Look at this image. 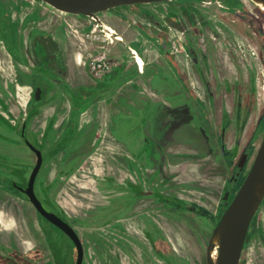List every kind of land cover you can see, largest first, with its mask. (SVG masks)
<instances>
[{
  "label": "rangeland",
  "instance_id": "obj_1",
  "mask_svg": "<svg viewBox=\"0 0 264 264\" xmlns=\"http://www.w3.org/2000/svg\"><path fill=\"white\" fill-rule=\"evenodd\" d=\"M39 1L36 0L37 3ZM183 1L138 4L125 8V10L133 9L138 17L145 18L149 23L148 25L144 20L140 22L138 18L135 22L136 28H147L153 33H159L158 29H165L168 32V50L178 60L184 58L187 36L182 35L181 26L178 24H172L177 31L166 28L164 16L169 11L173 12L178 4H182L179 2ZM202 1L206 0L195 2L200 4ZM232 2L233 7L224 10L221 14H215L216 17L220 16L226 27L218 35L215 34L214 41H208L207 35L214 32L212 24L202 25L207 31L199 29L196 37L203 40L202 45H207L206 50L209 49L211 55L209 63L202 59L204 55L201 52L197 56L195 65L198 77L193 78L192 73L189 74V83L192 84L188 88L187 96L197 99L204 108V113L202 115L189 104L186 105L187 115L182 124L181 135L176 137L175 142L168 148L169 151L164 154L166 160L172 163L171 171H179V173L172 175L173 180L166 192L162 189L161 191L179 198L178 204L168 206L157 199L155 201L141 199L133 205L129 215L123 216L121 220L123 228L120 229L116 226L118 224L116 217H109L111 212H106V206L112 205L110 209L112 212L115 211V195L119 192L115 180L125 181L130 176L127 168H124V171L117 168L114 159L117 149L109 139L104 141L103 136L106 125L110 124L111 114L118 107L116 101L99 102L87 108L86 113L84 112L86 106L80 98L84 96L87 88L95 85L94 79L91 78L93 76L88 73L87 61L78 66L73 62L74 69L66 77L77 93L76 101L70 106L63 98L60 102L55 100L44 109L42 116L33 122L32 127L36 130L40 124L38 121L53 115H57L56 120L60 121L67 118L70 110H74L75 127L86 126L87 140L92 144L99 138L102 140L100 143L98 140L99 144L96 142L98 149L95 147L92 153H88L85 162L76 160L78 164H75V169L68 176L62 174L68 164L54 162L46 164L35 186L40 198L64 214L74 226L85 246L87 264H116L121 251L126 250L127 241L135 236V233L141 238L140 228L148 222L156 224L157 229L160 230L153 235L157 248L165 260H154L141 245L136 249L137 261L142 258L145 264H207V248L212 231L227 205L220 203L222 190L230 182L240 157L249 150L250 162L240 172V180L244 178L264 134V12L249 0H232ZM31 6L28 0H9V3L8 0H0V41L7 47L9 55H26L21 47L25 38L22 31L27 26L29 30L37 28L39 33H44L43 36L47 34L57 36L55 42L64 55L69 50L68 36L71 49L85 56L86 44L76 40L77 38L65 29L64 22L68 21L73 26L80 27L82 32H87L91 29V26L87 25V19L80 15L60 14L45 4L41 7ZM117 10L109 11L115 13L118 12ZM180 11L182 13L174 12L179 16L191 17L190 13L182 9ZM37 12H39L38 16H36ZM115 14L121 15V13ZM203 14L209 16L205 12ZM15 16L21 19L20 21L26 18L25 23L28 24L15 20ZM97 16L98 20L104 19L101 13ZM127 22L132 21L127 20ZM127 45L125 43L124 47ZM141 45L137 54L144 62L145 77L148 78L153 74L158 82V89H162L164 71L169 60L160 51L158 57L151 55L153 44L149 40L142 42ZM53 49H55L54 45ZM112 50L115 49L111 48V52ZM124 52L120 54L122 63L116 59L117 55L109 56L121 69L129 61L134 70L132 73H123L119 80L123 83L131 80L143 81L142 77L136 78L138 68L135 61L125 50ZM16 59L20 60L19 57ZM16 66L15 61L0 51V100H3V106L0 103V112L4 114L6 106L13 113L17 118L12 120L13 126L18 124L20 113L24 112L25 103L29 100V87L21 82L17 84L15 81ZM166 82L168 83V79ZM138 89L140 88L119 89L117 97L127 100L132 97V100H135ZM132 91L135 92L133 95H131ZM163 95L170 97V90L167 89ZM223 113L227 115V130L223 144L226 150L231 153L237 151L238 154L237 159L229 167L223 163L219 143ZM128 123L130 121L127 119L120 121L119 137L132 136L133 130L126 126ZM7 125V123L2 125L0 122V132L4 133V130L8 129ZM78 138L82 143L83 138ZM11 156H15L13 160L22 159L26 164H0V172L8 174L10 169L29 172L33 165V157L26 156L19 150L15 151L14 147H7L0 141V162L5 161L4 159H12ZM123 157V164H127V161L132 162L127 158L126 153ZM180 161H182L181 166L173 165V163L179 164ZM107 178H112L113 181L110 182ZM239 185L240 182L234 185V192ZM42 226L44 223L36 216L34 208L23 196L6 187L0 188L1 241H22L25 242L23 247L30 246L35 241H45ZM53 238L51 234L50 239ZM215 259L216 257L213 261ZM239 264H264V203L253 219Z\"/></svg>",
  "mask_w": 264,
  "mask_h": 264
},
{
  "label": "flooded vegetation",
  "instance_id": "obj_2",
  "mask_svg": "<svg viewBox=\"0 0 264 264\" xmlns=\"http://www.w3.org/2000/svg\"><path fill=\"white\" fill-rule=\"evenodd\" d=\"M175 1L178 0H171L162 3H173ZM195 1L196 0H184L183 2H179L182 4H178V6L173 9V12L169 11L166 16H164L166 19L164 21L166 28L177 31L172 24H178L181 26L180 29L182 30V35L187 36V40L185 41L186 46L184 49L185 55L181 60H178L176 56H174L173 53L168 50V32L165 29H158L159 33L156 32V34L147 28H136L135 22L138 18H140V22L144 20L148 25L149 23L145 18L140 16L138 17L133 9H130L132 11V17L130 18V21L132 22H127V20H125L128 27L135 31L137 36L141 38L140 40H142V42L149 40L153 44V47L151 46V55L158 57V52L160 51L164 54L165 58L169 60V63L165 68L166 71H164L162 89H158V82L154 79L155 76L153 74H151L148 78L145 77V72L143 69L144 62L137 54V51L142 47V42L137 43V41H134L131 42V45L127 43L128 45L124 48L129 56L135 61V64L139 66L138 71L142 73L140 74L138 72L136 78L142 77L143 81L131 80L123 83L119 80V77L123 73L134 72L132 66L129 64L130 62L127 61L128 64L124 68L121 69L118 64L100 79L90 76L92 79H94L95 85L87 88L83 97H78L81 99L84 106H86L84 110L85 113L87 108H91L95 104L102 101L115 100L116 106L118 105L116 110H114L110 116V124L106 125L107 127L103 132V136L104 141L109 139L117 149V152L115 153L116 157L114 158L117 168L122 169L123 171L125 170L124 168H127V172L130 176V178L126 179L125 181L122 180L117 182V180H115L119 190V192L115 195V211H111L110 208L112 205H107V208L105 209L107 213L109 211L111 212L109 217H116L118 223L116 226L119 229L123 228V224H121L123 216L126 214L129 215L130 211H132L131 208L133 205L139 202L141 199H149L151 201H155L157 199L160 203L168 206L171 204L176 205L179 202V198L165 193L168 187L171 185V181L173 180L172 175L178 174L179 171H171L172 163L166 160L164 154L166 151H169L168 148L171 147V145L175 142L176 137L181 135V131L183 130L182 124L185 122L187 115L185 109L186 105L189 104L195 110L200 111L202 115L204 113V108L201 106L200 102L195 98L187 96L188 88H190L192 84L191 82L189 83V74L192 73L193 78L198 77V70L195 65L197 62V56L200 55L201 52L204 55V58L202 57V59L209 63V56L211 55L209 49L206 50L207 45H202L203 40L196 37L198 35L199 29L207 31V29L203 28L202 25L212 24V31L214 32L211 34L208 33L207 35L208 41H214L216 39L215 34L218 35L220 31H223V29L226 27L225 22L219 18L220 16L216 17L215 14H221L224 10H228L233 7L232 0H206L202 1L200 4H197ZM41 5V1L37 3L35 0L31 7H41ZM210 5L213 6L210 7ZM47 6L50 7L49 5ZM8 7L11 10V7ZM125 8L126 7L123 9ZM181 9L184 10V12L190 13L191 17H188L187 15H185V17L181 15L179 16L177 12H181ZM115 10L116 9L114 8V11ZM203 12L209 14V16H205ZM38 15L39 12L36 13V16ZM25 19L22 21L25 25H27L28 23H25ZM15 20L20 21L21 19L18 17L16 18L15 16ZM22 21L20 22L22 23ZM157 24H159L158 21ZM102 25L105 28L107 34H112L115 36V41H123V38L117 35L114 29L105 24ZM23 31L22 34L25 38L24 45L21 48L24 52H26V55H9L7 47L4 46V44L0 41L1 53L3 55H7L12 61L17 63L15 70L17 73V80L15 81L17 84L21 82L29 87V100L25 103L24 112L20 113V120L17 125H12V120L17 118L14 117L13 113L5 105L3 111L5 115L0 112V122L2 125H6L7 123V130H11L10 132L7 130H4V133L0 132V141L5 143L7 147H14L15 151L19 150L26 156H32L33 165L29 172L26 173L21 169H10L8 174L0 172V188L6 187L8 189L14 190L16 193L23 196L29 203L27 197L21 193L18 188H23L26 186L28 177L36 162V155L29 148V145H31L33 148L38 150L41 155V167L34 182L35 195L47 209L68 223L78 235L74 226L64 214L51 207L40 198L35 186L37 179L43 174L46 164H53V162L55 164H68L66 170H64L62 173L68 176L70 172L75 169V164H78L76 163V160H78L77 162H82L83 160V162H85L87 160V154L90 152L92 153V150L96 147V142L99 144L102 142V140L99 138V143L98 140H96L93 141V144L87 140L86 126L83 127L81 125L78 128L75 127L74 110H70L67 118L60 121L56 120L57 115H53L50 118H45V120L38 121L40 122L38 128L36 130L33 129V122L38 120L42 116L44 109L55 100L60 102L63 98V100H67V103L70 106L74 101H76L77 93L73 89L72 84L67 81L66 77L71 71H73L72 69H74L73 62L75 64L77 63L75 60V53L71 49L69 37L67 35L69 50H67L64 55L55 42V38L57 36L53 34H47L43 36L44 33H39L37 28L29 30L27 26ZM161 32H163V34H160ZM115 41L112 39L109 44L113 45ZM53 45L55 46V49H53ZM198 47L201 49V51L198 49ZM135 54L136 57L134 58ZM15 57H19L20 60L18 61ZM137 57L141 59L142 64L138 63ZM174 62L176 64L173 65ZM26 71H28L29 74ZM167 79L168 83L166 82ZM126 87L131 89H134V87L140 88L138 89L139 92L138 95H136L135 100H132V97H130L129 100L124 99L123 97H117L118 90L124 89ZM167 89L170 90V97L163 95L164 92H167ZM134 93L135 92L132 91L131 95ZM141 93L143 94L140 95ZM143 95L144 97H142ZM36 96L38 99H36ZM71 96H73L72 100ZM0 103L3 106L2 99L0 100ZM121 106L122 109H120ZM161 108L163 109L161 110ZM124 119L130 121V123H128L126 126L130 128L131 131L133 130L131 137H123L122 135L119 137L118 133L121 131L120 121H123ZM226 127L227 115L226 113H223L220 121L219 143L223 163L225 166L229 167L237 159L238 154H236L237 151H234L233 153L229 152L226 150L223 144V137L227 130ZM78 137L83 138L82 143ZM95 149L98 148L96 147ZM82 150L83 152H81ZM248 151L249 150H246L240 157V160L237 162V165L233 170L230 182L222 190L220 203L227 204L225 209L229 205L230 201L236 194L247 175L246 174L244 178L240 180L241 170H243L246 164L250 162V155ZM124 153L127 154V158H130L132 162L127 161V164H123ZM10 158L12 159H4L5 161L0 162V164H26L22 162V159L13 160L15 156H11ZM174 164L176 166H181L182 161H180L179 164L173 163V165ZM237 171L238 174H236ZM107 179L110 182L113 181L112 178ZM239 182L240 185L234 192V185ZM13 184H15V186H13ZM229 185H232L229 198L228 200H223ZM161 189L165 192H162ZM263 203L264 198L261 201L258 209L263 205ZM35 213L40 221L44 223V226H42L41 230L46 240L35 241L27 247H23L25 242L22 241L0 240V264H75L76 249L74 244L63 232L40 216L36 210ZM148 215L150 214L148 213ZM254 217L252 218V221L249 225L243 249L245 248ZM153 222H155L154 219ZM140 229L142 237L140 238L139 235L135 233L136 235L132 236L127 241L126 250L121 251L116 264H145V262H143L144 259L140 258L138 261L136 259V249H139L141 245L154 260H165V257L160 254V250L157 248L153 235L154 233L160 232V230L157 229L156 224L148 222L146 225H142ZM122 231H124V229ZM51 234L57 239L55 240L53 238V240H51ZM165 243L167 245V242ZM81 245L83 249V259L81 264H87V253L85 246L82 242Z\"/></svg>",
  "mask_w": 264,
  "mask_h": 264
},
{
  "label": "water",
  "instance_id": "obj_3",
  "mask_svg": "<svg viewBox=\"0 0 264 264\" xmlns=\"http://www.w3.org/2000/svg\"><path fill=\"white\" fill-rule=\"evenodd\" d=\"M51 8L70 15L97 19V14L110 9L138 4L162 3L171 0H40ZM264 3V0H259ZM36 99L38 97L36 96ZM36 155V162L28 177L26 186L18 188L37 213L63 232L76 249L75 264H81L83 249L78 235L68 223L47 209L34 193L35 178L41 167V155L29 145ZM241 168V166H240ZM238 174V171L236 172ZM15 186V184H13ZM232 185H229L223 200H228ZM264 198V137L256 152L252 166L236 194L214 227L207 248V264H239L249 225ZM218 240L216 259L212 251L214 239Z\"/></svg>",
  "mask_w": 264,
  "mask_h": 264
},
{
  "label": "built area",
  "instance_id": "obj_4",
  "mask_svg": "<svg viewBox=\"0 0 264 264\" xmlns=\"http://www.w3.org/2000/svg\"><path fill=\"white\" fill-rule=\"evenodd\" d=\"M28 2L33 5L34 0H28ZM42 4L45 3L42 2ZM52 10L59 12L60 14H66L55 9ZM82 17L87 19L88 27L91 26L90 30L87 32H82L80 27H75L68 21L64 22L65 29L80 41L87 42L95 46L93 50H87L85 56L83 54L75 55V60L77 64L87 61L88 73L95 78H101L116 66L112 59H110L109 52L106 50V46L110 45V41L112 39L115 41V36L112 34H107L105 28L99 20L97 21L92 17ZM135 57L136 54L134 55V58ZM137 67L139 68V66Z\"/></svg>",
  "mask_w": 264,
  "mask_h": 264
},
{
  "label": "crops",
  "instance_id": "obj_5",
  "mask_svg": "<svg viewBox=\"0 0 264 264\" xmlns=\"http://www.w3.org/2000/svg\"><path fill=\"white\" fill-rule=\"evenodd\" d=\"M124 7L130 8L133 6H124ZM124 7H118L117 8L118 10L116 9L118 12H115V13H121V15H116L115 13L107 10V11L101 13L103 15L102 17L105 20L104 19L103 20L100 19L101 21L99 20L102 24H105V25L111 27L112 29H114L115 32L117 33V35H119L120 37L123 38L122 42L115 41V43L113 45L106 46V50L109 52V56L110 55H117L116 59L119 62L122 61L120 54H121V52H124V50H125V48H124L125 43L127 44V43H130L132 41H137V43L142 42V40H140L141 38H139V36H137L135 31L131 30L128 27L125 20H130V18L132 17V15H131L132 11L130 9L125 10V9H123ZM125 17H126V19H125ZM76 40H78L82 44H86L85 47H87V50H93L95 48V46L91 45L90 43L82 42L78 38ZM111 48L115 49V50H112L113 53L111 52ZM74 53H75V55L80 54L76 51H74ZM76 65H79V64H76Z\"/></svg>",
  "mask_w": 264,
  "mask_h": 264
},
{
  "label": "bare ground",
  "instance_id": "obj_6",
  "mask_svg": "<svg viewBox=\"0 0 264 264\" xmlns=\"http://www.w3.org/2000/svg\"><path fill=\"white\" fill-rule=\"evenodd\" d=\"M255 6H257L262 12H264V3L259 0H250ZM117 39V38H116ZM138 58V57H137ZM138 63L142 64V61L140 58H138ZM213 245L215 246V249L212 251V258L216 257L217 253V246H218V240L215 238Z\"/></svg>",
  "mask_w": 264,
  "mask_h": 264
}]
</instances>
